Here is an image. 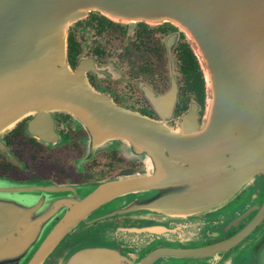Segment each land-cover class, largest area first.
<instances>
[{
  "label": "water",
  "instance_id": "water-1",
  "mask_svg": "<svg viewBox=\"0 0 264 264\" xmlns=\"http://www.w3.org/2000/svg\"><path fill=\"white\" fill-rule=\"evenodd\" d=\"M91 13L131 25L174 26L186 37L205 79V129L195 142L200 147L193 148L192 166L194 181L202 182H194V193L182 200L193 206L189 218L201 226L176 234L187 239L191 233L193 258L207 260L170 262L166 260L173 256L153 249L139 264H264V0H0V151H6L3 135L30 112L62 106L56 97L71 78L68 30ZM109 187L77 185L76 190L0 177V264H46L49 259L56 264H136L138 251L152 248L150 244L95 242L122 237L127 232L122 228H105L99 237L64 248L59 244L68 231L62 222L48 227L62 209L77 207V221L85 224L89 218L114 216L117 206L107 198ZM243 190L244 199L230 206ZM223 207L225 213H196ZM244 222L228 239L196 247Z\"/></svg>",
  "mask_w": 264,
  "mask_h": 264
},
{
  "label": "flooded vegetation",
  "instance_id": "flooded-vegetation-1",
  "mask_svg": "<svg viewBox=\"0 0 264 264\" xmlns=\"http://www.w3.org/2000/svg\"><path fill=\"white\" fill-rule=\"evenodd\" d=\"M66 60L71 78L56 97L62 106L30 112L3 135L0 177L73 185L76 190L77 185L110 186L107 198L118 207L112 208L114 216L89 218L85 224L77 221L76 207L49 219L50 229L62 222L68 231L59 244L64 248L99 237L105 228H122L127 231L122 237L96 244H150L152 248L138 251L136 264L153 249L173 256L166 260L170 262L207 260L193 258L191 233L178 239L176 232L201 226L189 218L193 206L182 201L194 193V182H202L193 179V148L200 147L195 142L206 118L204 74L186 37L170 24L131 25L91 13L69 28ZM245 192L237 193L230 206L238 205ZM223 209L196 213L220 214ZM246 222L196 247L216 245ZM231 253L219 255L225 261Z\"/></svg>",
  "mask_w": 264,
  "mask_h": 264
}]
</instances>
